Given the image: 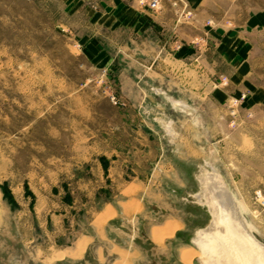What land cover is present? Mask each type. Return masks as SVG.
Returning <instances> with one entry per match:
<instances>
[{"label":"rangeland","instance_id":"obj_1","mask_svg":"<svg viewBox=\"0 0 264 264\" xmlns=\"http://www.w3.org/2000/svg\"><path fill=\"white\" fill-rule=\"evenodd\" d=\"M152 12H161L169 38L177 33V19L193 37L206 25L244 28L252 44L250 78L264 88V26L249 24L264 13V0H202L197 7L187 0H0V207H5L0 264H41L16 244V223H31L30 212L20 211L32 210L36 192L49 184L64 188L70 165L95 154L105 138L109 144L132 138L127 131L113 133L128 106L117 70L127 64V47L151 34ZM96 40L107 58L95 56L93 47L89 52V42ZM119 49L121 57L112 60ZM244 97L230 96L216 106V115H201L199 135L193 138L200 146L198 156L177 152L179 136L170 130L178 127L176 115L165 116L162 124L172 134L167 153L178 171V184L169 177L168 211L183 228L167 240L163 252L140 239L146 255L139 264H203L194 258L200 252L191 239L211 219L195 196L206 170L222 175L250 230L264 243V106L252 114ZM99 158L106 169L110 160ZM181 247L193 256L179 261Z\"/></svg>","mask_w":264,"mask_h":264},{"label":"crops","instance_id":"obj_2","mask_svg":"<svg viewBox=\"0 0 264 264\" xmlns=\"http://www.w3.org/2000/svg\"><path fill=\"white\" fill-rule=\"evenodd\" d=\"M201 1L187 3L197 7ZM160 13H150L151 34L141 44L129 45L127 64L118 65L121 97L128 106L113 133L127 131L132 138L111 144L105 138L95 154L70 165L63 190L49 184L36 192L32 210L20 211L30 212L31 223H16V244L33 262L139 264L146 255L139 242L143 238L165 251L167 240L183 228L180 218L168 211L167 185L170 176V182L178 184V171L167 153L166 140L172 134L162 124L165 116L176 115L178 127L170 130L179 136L177 152L198 156L200 146L193 138L199 135L201 115H216V106L225 105L230 96H245L243 104L255 115L264 106V88L250 78L252 44L244 28H218L217 33L206 25L193 37L182 31L177 19V33L169 38L163 34L166 22ZM250 20V25L264 26V13ZM88 47L95 56L107 58L99 40ZM120 52L112 54V60L120 58ZM99 155L110 160L106 169ZM19 198L24 206L29 203ZM4 210L0 207L1 228ZM156 215L162 217L158 222L153 221ZM187 252L186 247L179 249V261Z\"/></svg>","mask_w":264,"mask_h":264},{"label":"bare ground","instance_id":"obj_3","mask_svg":"<svg viewBox=\"0 0 264 264\" xmlns=\"http://www.w3.org/2000/svg\"><path fill=\"white\" fill-rule=\"evenodd\" d=\"M212 170L198 175L201 188L195 196L207 207L211 219L192 236L191 242L200 252L198 257L194 255L195 260L203 264H264V243L250 230L222 175ZM185 255L187 259L193 256Z\"/></svg>","mask_w":264,"mask_h":264},{"label":"built area","instance_id":"obj_4","mask_svg":"<svg viewBox=\"0 0 264 264\" xmlns=\"http://www.w3.org/2000/svg\"><path fill=\"white\" fill-rule=\"evenodd\" d=\"M111 98H112V100H115V97L113 95L111 96Z\"/></svg>","mask_w":264,"mask_h":264},{"label":"trees","instance_id":"obj_5","mask_svg":"<svg viewBox=\"0 0 264 264\" xmlns=\"http://www.w3.org/2000/svg\"><path fill=\"white\" fill-rule=\"evenodd\" d=\"M5 191H6V189H5ZM5 194H7V191H6V193Z\"/></svg>","mask_w":264,"mask_h":264}]
</instances>
